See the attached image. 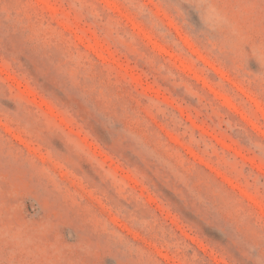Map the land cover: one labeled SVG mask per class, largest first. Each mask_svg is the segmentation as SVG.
Here are the masks:
<instances>
[{"label":"rangeland","instance_id":"rangeland-1","mask_svg":"<svg viewBox=\"0 0 264 264\" xmlns=\"http://www.w3.org/2000/svg\"><path fill=\"white\" fill-rule=\"evenodd\" d=\"M0 264H264V0H0Z\"/></svg>","mask_w":264,"mask_h":264}]
</instances>
